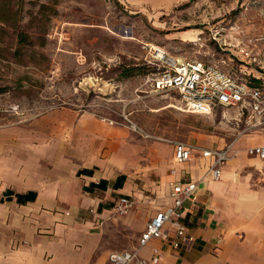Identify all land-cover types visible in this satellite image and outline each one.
Masks as SVG:
<instances>
[{
    "label": "rangeland",
    "instance_id": "1",
    "mask_svg": "<svg viewBox=\"0 0 264 264\" xmlns=\"http://www.w3.org/2000/svg\"><path fill=\"white\" fill-rule=\"evenodd\" d=\"M144 44L161 45L187 59H203L240 76H252L264 66V0H182L147 10L128 0H0L3 183L5 176L8 179L30 164L20 160L18 150L25 148L33 123L42 120L58 124L68 119V131L73 133L80 116L91 113L121 127L139 157L138 173H149L154 141L223 147L240 133L246 123L237 122V109L191 113L169 106L170 102L179 105L174 94L152 92L145 78L149 49ZM244 44H250L258 56L256 64L247 66L236 55ZM124 106L138 129L122 116ZM259 133L247 134L243 142L257 140L264 134ZM244 146L240 144L232 155L240 163L239 180L259 188L264 185V169L255 163L259 159L241 152ZM161 155L169 156L166 151ZM152 178L157 176L153 173ZM140 200L132 212L112 209L105 219L110 252L139 246L143 229L134 224L139 214L155 208ZM134 213L137 216L129 221Z\"/></svg>",
    "mask_w": 264,
    "mask_h": 264
},
{
    "label": "crops",
    "instance_id": "2",
    "mask_svg": "<svg viewBox=\"0 0 264 264\" xmlns=\"http://www.w3.org/2000/svg\"><path fill=\"white\" fill-rule=\"evenodd\" d=\"M180 1L128 0L146 10ZM68 125V119L33 123L25 148L18 150L20 160L30 164L8 179L5 176V184L0 167V264H113L112 252L131 251L110 252L106 244L103 226L115 200L128 196L136 203L144 198L149 208L155 207L151 213L139 214L134 224L144 231L150 218L170 205L169 182L183 179L199 181L195 200L185 202L184 223L194 240L175 249L170 237L156 239L140 249L142 256L149 257L151 246L158 245L161 264H264V185L253 188L240 181L237 158L232 156L221 177L214 179L200 153L176 165L173 143L154 141L147 164L150 171L138 173L139 157L121 127L91 113L80 116L77 131L70 133ZM263 135L246 143V136L241 137L232 155L243 144L241 152L250 156L246 148L264 143ZM162 151L169 156L162 157ZM250 157L259 159L255 163L264 169V159ZM174 167L176 174L171 172Z\"/></svg>",
    "mask_w": 264,
    "mask_h": 264
},
{
    "label": "built area",
    "instance_id": "3",
    "mask_svg": "<svg viewBox=\"0 0 264 264\" xmlns=\"http://www.w3.org/2000/svg\"><path fill=\"white\" fill-rule=\"evenodd\" d=\"M144 46L149 49L144 64L148 68L145 78L147 83H150L152 92L174 94L179 103L176 105L172 102L176 109L209 115L218 108H233L237 109V122L245 120L246 126L223 147H203L183 141L173 142L174 164H183L191 160L196 153H200L201 157L208 160L207 174L219 179L223 165L232 156L236 141L251 132H264V66L260 65L263 70H258L252 76L243 77L231 69H225L210 61L199 58L187 59L173 54L161 45L144 44ZM236 55H239V59L247 66L259 61L250 44L241 45ZM230 59L234 60V57ZM122 116L131 122L132 128L138 129L137 124L130 119L126 106L122 109ZM246 152L250 156L264 159V143L251 145L246 148ZM171 172L176 174V167ZM198 186L197 180L170 181L171 203L159 210L147 222L139 238V246L131 251L112 252L109 260L113 264H161L162 252L158 245L151 246L149 257L142 256L140 249L156 239L169 237L171 246L175 249L192 242L194 236L184 223L188 210L185 202L188 199L195 200ZM134 203L132 198L121 196L115 200L113 208L118 213L126 214L132 210ZM91 211L96 212L97 209L91 208ZM170 233L173 236H170Z\"/></svg>",
    "mask_w": 264,
    "mask_h": 264
},
{
    "label": "trees",
    "instance_id": "4",
    "mask_svg": "<svg viewBox=\"0 0 264 264\" xmlns=\"http://www.w3.org/2000/svg\"><path fill=\"white\" fill-rule=\"evenodd\" d=\"M145 67H146V66H145ZM147 72H148V71H147ZM127 74H129V75H130V72H127ZM145 74H146V73H145ZM10 193H11V192L8 190V191H7V194H8V197H7V199H8V200H10V196H9V194H10ZM1 200H3V199H1Z\"/></svg>",
    "mask_w": 264,
    "mask_h": 264
},
{
    "label": "bare ground",
    "instance_id": "5",
    "mask_svg": "<svg viewBox=\"0 0 264 264\" xmlns=\"http://www.w3.org/2000/svg\"><path fill=\"white\" fill-rule=\"evenodd\" d=\"M154 46H156V45H154ZM169 106H170V107H175V105H174L172 102L169 103ZM175 108H176V107H175ZM179 110H180V109H179ZM232 158H233V157H230L229 160L232 159Z\"/></svg>",
    "mask_w": 264,
    "mask_h": 264
}]
</instances>
